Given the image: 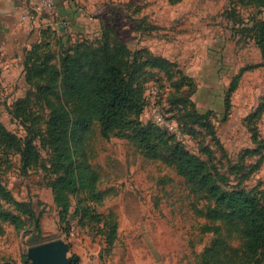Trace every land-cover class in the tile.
Returning a JSON list of instances; mask_svg holds the SVG:
<instances>
[{"label":"rangeland","instance_id":"374dc122","mask_svg":"<svg viewBox=\"0 0 264 264\" xmlns=\"http://www.w3.org/2000/svg\"><path fill=\"white\" fill-rule=\"evenodd\" d=\"M38 1L21 14L31 27L27 45L19 41L13 54H0V122L11 131L27 133L11 108L29 89L23 65L28 43L49 34L55 43L58 36L48 28H58L60 22L67 28L58 34L67 44L98 37L105 26H112L130 47H147L185 74L175 72L170 78L153 69L154 76L144 83L147 104L142 121L159 124L156 114H160L165 128L188 149L207 156L209 148L225 172L247 147L261 146L264 155V55L248 28L264 18V6L256 0H65V6L72 8L69 12H74L68 20L58 14L57 0L52 6ZM70 19L76 22L71 25ZM235 81L237 87L230 92ZM259 107L263 110L254 124L261 141H255L245 118ZM196 114H207L214 134L195 121ZM37 142L41 165L27 173L18 153L0 147L1 178L18 200L32 201L39 216L38 222L27 220L20 229L4 222L0 263L31 264L30 246L63 238L70 244L69 256H79L77 264H200L199 253L214 235L202 229L205 217L197 209L195 192L165 160L146 156L126 138L107 139L94 131L83 152L100 174L101 197L97 198L98 190L71 194L63 220L49 184L55 176L48 169L54 151L43 138ZM260 156L247 157V163H256ZM78 158L83 159L82 154ZM259 182L264 188V159L246 185ZM80 205L115 213L118 229L112 247L99 230L103 222L87 217V224H79L75 211ZM5 207L15 210L11 204Z\"/></svg>","mask_w":264,"mask_h":264},{"label":"trees","instance_id":"16d2710c","mask_svg":"<svg viewBox=\"0 0 264 264\" xmlns=\"http://www.w3.org/2000/svg\"><path fill=\"white\" fill-rule=\"evenodd\" d=\"M256 2L264 6V0ZM66 28L65 22H60L58 28H48L53 30L54 37L58 36L55 43L49 34L25 48L23 65L29 89L14 102L11 112L27 133L21 136L0 122V147L20 155L24 173L41 165L38 138L53 149V163L48 169L55 176L49 184L64 220L71 206V194L98 190L100 174L83 152L91 134L97 130L107 139L126 138L146 156L163 159L173 166L195 192L197 209L205 217L202 229L214 235L199 253L200 264H264V188L261 182L253 187L246 185L264 159L261 146L247 147L229 171H222L209 148L207 156L192 152L170 130L154 121L141 120L147 104L144 83L154 76L153 69L170 78L175 72L185 75L183 70L174 71L172 61L147 47H130L116 36L112 26H105L98 37L70 44L58 34ZM248 28L264 55V18L255 20ZM174 85L180 89L178 81ZM236 87L235 81L230 92ZM183 102L187 104L186 100ZM262 110L259 107L245 118L255 141H261L254 122ZM196 115L195 121L202 122L214 134L207 114ZM79 154L83 159L78 158ZM259 154L256 163H247V157ZM97 192L100 198L102 193ZM5 204L13 205L15 210L7 209ZM75 215H79L81 225L87 224V217L103 222L99 230L112 247L118 229L114 212L80 205ZM33 218L38 222L33 202L18 200L0 176V236L5 230L4 222L20 229ZM71 259V264H77L80 258L75 254Z\"/></svg>","mask_w":264,"mask_h":264},{"label":"crops","instance_id":"0c3cea01","mask_svg":"<svg viewBox=\"0 0 264 264\" xmlns=\"http://www.w3.org/2000/svg\"><path fill=\"white\" fill-rule=\"evenodd\" d=\"M33 3L34 0H0V54L4 55L5 51L13 54L19 49V41L27 45L31 27L29 22L21 20V14L26 13ZM64 3L65 0H57L58 14L68 20L73 11L69 12L72 8L69 9L70 6H65ZM68 22L72 25L76 21L70 19Z\"/></svg>","mask_w":264,"mask_h":264},{"label":"water","instance_id":"95a60500","mask_svg":"<svg viewBox=\"0 0 264 264\" xmlns=\"http://www.w3.org/2000/svg\"><path fill=\"white\" fill-rule=\"evenodd\" d=\"M70 244L63 238L34 244L27 249L31 264H71Z\"/></svg>","mask_w":264,"mask_h":264},{"label":"built area","instance_id":"2783aa9c","mask_svg":"<svg viewBox=\"0 0 264 264\" xmlns=\"http://www.w3.org/2000/svg\"><path fill=\"white\" fill-rule=\"evenodd\" d=\"M38 2L39 4H45V5L47 4L48 6H52L54 4V0H39ZM36 8H38V6ZM156 117L160 121V122L158 121L159 125H161L162 127H165L164 126L165 121L162 120V117L160 116V114H156Z\"/></svg>","mask_w":264,"mask_h":264}]
</instances>
